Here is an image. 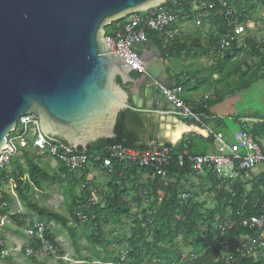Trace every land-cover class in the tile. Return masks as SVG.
Listing matches in <instances>:
<instances>
[{
  "label": "trees",
  "instance_id": "16d2710c",
  "mask_svg": "<svg viewBox=\"0 0 264 264\" xmlns=\"http://www.w3.org/2000/svg\"><path fill=\"white\" fill-rule=\"evenodd\" d=\"M169 1L166 5L171 11L183 10L190 13L192 5L196 1L213 4L217 9L224 3L235 11L237 22L245 25L253 20L249 11L264 8V0H179L177 3ZM197 16V14H192L191 19L194 20ZM124 21H119L106 28V36L112 37L116 26ZM202 23V28L197 29V36L204 31L205 25L208 24L211 32L207 34L209 42L207 53L213 52L215 54L218 52L219 36L226 31L227 22L223 21V18L211 14L209 17L204 18ZM147 38L156 44L165 60H167V55H171L172 51H176V56L181 57L185 51H190V48H198V52L194 55L195 58H198V53L202 51L198 40L192 42L191 38H177L169 44H163L157 34L152 32L147 33ZM233 52L236 55L243 53L246 60L233 61L228 53L217 62L216 66L205 72L211 73V76H207L203 84H195L194 86L196 88L193 91H199L203 86L207 87L208 92L212 91L213 93L211 98L201 104H196L195 102L187 103L184 99L185 93L183 96V100L191 107L192 113L201 118L202 123L205 125L211 123L217 129H221L224 125V119L215 115L213 109L227 95L234 93L233 91L228 92V90L234 85H238V91L244 90L254 81L263 78L260 74L264 72V41L259 42L254 38L247 41L245 46L240 49L234 46ZM249 61L253 62L252 65L248 64ZM201 73V70L192 72V76H189L186 81L181 80L179 75L175 76V78H171L172 86H181L185 92L188 84L196 80ZM132 77L137 79L139 74L133 73ZM236 78L238 82H232ZM118 83L121 84L119 79ZM123 88L128 92L126 86H123ZM130 105L133 106L131 97ZM179 119L182 122L185 121L184 124L187 126L195 123L193 120V122L188 120L190 118L183 119L179 117ZM239 119L235 120L238 121ZM245 131L250 132L256 139H264V123L254 125L252 129ZM157 133V126L151 115L126 110L118 116L115 138L99 140L88 146V149L96 152L106 147L120 146L125 149L144 150L149 144L156 143L172 147L175 154L188 152L191 156H205L214 151L213 137L206 139L189 134L184 136L177 144L172 145L171 143H161L157 139ZM80 151L82 150L80 149ZM30 154L32 155V153ZM31 155L23 151L21 154L22 160L16 157L11 162V182L14 184L18 198L39 217L41 222L46 224L55 223L66 231L77 252L80 248L78 241L80 239L79 230L81 229L87 242L93 247L96 259L103 263L179 264L182 255L187 254L196 257L193 264H264V260L254 261L238 250L237 238L240 235L248 234L249 231L236 225L232 230H226L222 234L216 228L217 217H230L232 221L238 222L241 220L237 216L238 212L244 216H257L260 214L261 206L264 204L262 191L264 174L256 177L248 185L239 184L238 187H232L226 192V190L218 189L217 177L206 167L205 175L199 177L198 187L202 189V195L211 193L216 199L215 208L206 209L205 202H200L198 195H191L184 190L191 180L189 177L192 171L190 164H187L184 168H178V165L174 164L169 170L167 183L163 182L157 172L152 169L117 167L111 175V182L107 185L103 200L88 209L96 216V220L92 222L91 226H98L96 231L90 232V227L82 225L77 217L79 212L86 211V206L89 205L91 198L93 186L86 182L89 171L83 170L80 174H74L63 169L64 177L51 175L49 171L38 167ZM21 161L24 162V166H22ZM144 177L147 179L146 183L143 182ZM118 181L121 185L117 184ZM50 182H58L65 188L64 202L67 216L47 208H41L31 202L29 198L31 189L41 190L43 184ZM247 186H250L249 191ZM206 187H208V190L205 192L203 190ZM143 192H147L148 197H151L153 201L149 204L144 203L138 195V193ZM181 192H185L190 196L188 201L182 202L179 200ZM132 195H136V197L134 196L131 199ZM4 198L7 201L6 197ZM135 204L140 207L137 213L132 212ZM145 207L148 208L145 209ZM4 211L0 210L1 217L5 215ZM13 218L18 221L17 216ZM23 224L24 222H20L21 226ZM107 226L115 227L114 229L127 226L130 229V235L122 232L123 235L117 242L120 247L125 245L132 249L131 252H127L125 262L120 261L121 252L115 255L113 252L108 251V248L113 245L112 233L114 229L110 233L111 236L106 237L104 228ZM46 235H51L50 230ZM215 238H218V241ZM32 248L35 253L40 249L34 241ZM183 249L191 250L184 251ZM85 260L88 259L84 257Z\"/></svg>",
  "mask_w": 264,
  "mask_h": 264
},
{
  "label": "water",
  "instance_id": "95a60500",
  "mask_svg": "<svg viewBox=\"0 0 264 264\" xmlns=\"http://www.w3.org/2000/svg\"><path fill=\"white\" fill-rule=\"evenodd\" d=\"M168 1L0 0V153L5 138L28 115L39 118L44 135L77 152L114 139L123 111L172 114L156 85L172 84L164 67L150 62V57L159 61L157 47L152 45V56L142 51L149 41L133 49L145 67L142 74L112 52L105 31ZM127 85L138 92L131 97L133 106Z\"/></svg>",
  "mask_w": 264,
  "mask_h": 264
},
{
  "label": "built area",
  "instance_id": "2783aa9c",
  "mask_svg": "<svg viewBox=\"0 0 264 264\" xmlns=\"http://www.w3.org/2000/svg\"><path fill=\"white\" fill-rule=\"evenodd\" d=\"M178 1L170 0L169 2L177 3ZM166 4L154 10L136 14L117 25L113 36L106 38L112 52L120 53L126 61L132 62L137 70L145 74V67L133 49L137 44L149 41L148 32L157 34L163 44H169L177 38L185 37L192 32L191 29L202 28L203 19L214 14L227 22V29L219 36L218 52L214 54L213 62L207 67L216 66L217 62L228 53L233 61L246 60L243 53L236 55L233 49L234 46H237L238 49L245 46L247 41L254 39L253 34L250 33L247 24L237 22L235 11L226 4L222 3L221 7L217 9L213 4L196 1L192 5L191 13L183 10L171 11ZM192 14H197V18L192 20ZM156 85L167 103L179 111L182 116L190 118L200 126V130L204 131L206 139L214 138L213 152L205 156H191L188 152L175 154L172 147L156 143L149 144L144 150L125 149L118 146L107 147L96 152L89 149L75 152L61 142L44 135L39 118L35 115H28L22 117L16 129L5 138L7 145L0 153V185L11 181V162L23 151L32 153L34 163L49 171L51 175L64 177L63 169L74 174L88 170L86 182L93 186V190L86 211L79 212L77 217L81 224L88 225L89 231L92 232L96 231L98 226H91L92 222L96 220V216L88 209L103 200L107 185L111 182V175L117 167L152 169L165 183L168 182V173L174 164H177L178 168H184L190 164L192 168L189 174L190 179H199V177L204 176L207 167L217 177L218 189L226 190V192L232 187H238L239 184L248 185L256 177L264 174V171L258 175L253 174L257 167L264 165V139H256L250 132L245 131L249 129L243 125L244 123L238 127L230 139L222 132L208 129L202 123L201 118L194 115L191 107L183 100L185 92L181 86L167 88L159 83ZM212 95V93L205 95L196 100L195 103L201 104L211 98ZM117 184L121 185L119 181ZM247 190H250V186H247ZM262 191L264 194V186ZM138 195L146 204L153 201L151 197H148L147 192L138 193ZM132 196L136 197V195ZM189 198L190 196L185 192H181L179 195V200L182 202L188 201ZM0 202V210L8 207L1 192ZM138 208L135 204L132 212L137 213L140 210V208L137 210ZM237 216L241 218L238 222L232 221L230 217H217V230L223 234L226 230H232L233 227L239 225L244 230L249 231L248 234L240 235L237 238L238 250L254 261L264 260V204L261 206L259 216L243 217L240 216L239 212ZM1 219L0 217V221ZM49 226H56V224L36 221L33 227L25 231V236L10 238L4 233L0 234V260H7L16 255L37 258L38 253L54 254L58 239L54 233L50 236L46 235ZM123 230H127V226L114 229L112 233L114 238L112 246L119 248L122 253L121 262L127 260L126 254L132 250L125 245L124 248L120 247L117 243L121 239ZM28 239L37 242L40 248L37 253L31 246L33 242L27 241ZM215 240L218 241V238ZM195 260V256L183 254L179 264H193Z\"/></svg>",
  "mask_w": 264,
  "mask_h": 264
},
{
  "label": "rangeland",
  "instance_id": "374dc122",
  "mask_svg": "<svg viewBox=\"0 0 264 264\" xmlns=\"http://www.w3.org/2000/svg\"><path fill=\"white\" fill-rule=\"evenodd\" d=\"M249 13L253 18V20L247 23L250 33L253 34L255 40H258L259 42L264 41V8H256L255 11H249ZM191 30L194 32L197 31L193 29ZM252 63V61L248 62L250 65H252ZM199 64L201 66V63ZM199 70L201 69L198 67L196 71ZM260 75L263 76L262 79L254 81L244 90L238 91V85H234L232 88H230L228 92L233 91L234 93L227 95L223 101L213 109V113L224 120L227 119V124H231L230 120L237 118L264 120V72H262ZM232 82L236 83L238 82V79L236 78ZM198 97L199 94H197V98ZM151 116L157 126V139L161 143L172 142L175 144V141L171 139L173 138L176 140L174 136L172 137V134L174 135L177 132V127L182 123V121L173 117L172 122H166L164 119H162V116ZM18 157L21 159V155H18ZM21 164L24 166L23 161H21ZM263 171L264 165H261L253 171V174L257 175ZM146 181L147 179L144 177L143 182L146 183ZM198 186L199 179H191L188 185L185 186L184 190L188 191L191 195H198L199 201L205 202L206 209H214L216 206L215 196L211 193L202 195V189H200ZM207 190L208 187H206L203 191L206 192ZM64 191L65 188L62 187L58 182H50L43 184L41 190L32 188L29 193V198L31 202L37 204L41 208H47L63 216H67L64 202ZM0 192L4 197H6V202L8 204V207L3 209L5 210V215L1 217L2 219L0 221V229L3 230L6 236H10V238L25 236L27 226L26 221H40L39 217L20 201L13 182L10 181L6 184L0 185ZM132 198L134 197L132 196L131 199ZM139 208L137 210H139ZM14 216L18 217V221L13 218ZM20 222H24L23 226L20 225ZM114 228L115 227L112 226L105 227V236L110 237V233ZM50 233H54V235L58 238L57 249L54 254L38 253L37 258L16 255L15 257H11L7 260H0V264H110L100 262L96 259L93 247L87 242L86 236L82 233L81 229L79 230L80 239L78 241V245L80 246L79 252H77V250L73 247L68 233L60 226H53L50 229ZM183 250L185 251L191 249ZM108 251L111 253L113 252L115 255L120 252L119 248L113 246H110ZM103 256L104 255L102 254V257ZM84 257L88 260L84 261Z\"/></svg>",
  "mask_w": 264,
  "mask_h": 264
},
{
  "label": "crops",
  "instance_id": "0c3cea01",
  "mask_svg": "<svg viewBox=\"0 0 264 264\" xmlns=\"http://www.w3.org/2000/svg\"><path fill=\"white\" fill-rule=\"evenodd\" d=\"M192 32H194V31H192ZM192 32L187 34L185 36V38H187V39L191 38L192 42H194L195 40L196 41L198 40V42L201 46V50H202V51H200V53H198L199 54V55H197L198 58H195L196 56H194L196 54V52H198V48H195V49L190 48V51L189 50L185 51L181 57H177L176 51H172L171 55H169V56L167 55V60H165V58L162 56L160 49L156 46V44L153 41H150V40H149L148 44L145 45L142 49V51L145 52L146 54H148V56H152V54H155V51L152 49V45L157 47V49L160 53L159 61H156V59L154 57H150V62L156 69H160V68L164 67L165 72H166V78H168V80L171 83H172L171 78H173V77L175 78V76L179 75V76H181L182 80L186 81V80H188L189 76L190 77L192 76V72H195L198 67L201 69V72H202L201 75L197 76V79L194 80L192 83H189L185 89L184 99L186 100L187 103H193L194 101L198 100V98L201 99V98H203V96L209 94L208 89L205 86H203L201 89H199V91H193V89L196 88V87L194 88L195 84L201 85V84H203V82H204L205 78H207V76H211V73H209V72L205 73V72L210 70L211 67L208 68L207 65H209L210 63L213 62V57H214L213 52H211L213 54L207 53L208 47H209V42L207 40V36H208L207 34L211 32V29H209V25L206 24L204 31H202V33L199 34L198 36L196 34L197 31H195L194 33H192ZM172 57H174V58H172ZM199 63H201V66ZM183 69H185V70H183ZM162 77L165 78L163 74H162ZM211 93H212V91H211ZM197 94H199L198 98H197ZM164 106H165V110L167 112H172V114L162 116V119H164L166 122H168V121L172 122L173 117L178 118V119H179V117H181L183 119H187L184 116H182L179 111L175 110L166 101H164ZM188 120L192 121L191 119H188ZM230 121H231V124H227L228 120L227 119L224 120V125L221 127V129L215 128V126L211 123L206 125V127L208 129L214 130L216 132H222L227 138L230 139L233 136L234 132L238 129V127L240 125H242L243 123H244L243 125L247 129H252L254 125L264 123L263 119L259 120V119H249V118L239 119L238 121H236L235 119H232ZM184 122H182L181 124L178 125L176 131H178L181 128H190V129L183 132L181 134V136L176 140H174L170 136V138L173 141H175V144H177V142H179L184 136H187L189 134L198 135V136L205 138V133H204V131L200 130V126H198L195 123H194V125L187 126L186 124H184ZM172 137H173V134H172ZM166 143H171L172 145H175L172 142H166ZM2 233H4V232H3V230L0 229V234H2Z\"/></svg>",
  "mask_w": 264,
  "mask_h": 264
},
{
  "label": "bare ground",
  "instance_id": "6f19581e",
  "mask_svg": "<svg viewBox=\"0 0 264 264\" xmlns=\"http://www.w3.org/2000/svg\"><path fill=\"white\" fill-rule=\"evenodd\" d=\"M135 15H133V17H134ZM132 17V16H131ZM128 19V18H127ZM126 20V19H125ZM190 128H187V129H185V128H181V129H179L173 136L175 137V139H178L180 136H181V134L183 133V132H185V131H187V130H189ZM29 155H31L28 151H26ZM32 157H34V155H31ZM1 210H3V209H1ZM261 213V212H260ZM260 215V214H259ZM259 215H257V216H259ZM240 216H243L244 217V215H242V214H240ZM1 217V216H0ZM246 217H248V216H246ZM40 223H42L41 221H39ZM26 223H27V226H26V230L28 229V228H31V227H33L34 226V224H35V222H27L26 221ZM53 226H49V230L52 228ZM48 232V231H47ZM46 232V233H47ZM124 232H126V234H129V232H130V229L129 228H127V230H123V233ZM123 233H122V235H123ZM130 235V234H129ZM58 239V238H57ZM27 241H30L31 243L34 241L33 239H28ZM35 242V241H34ZM37 243V242H36ZM32 246V245H31Z\"/></svg>",
  "mask_w": 264,
  "mask_h": 264
},
{
  "label": "flooded vegetation",
  "instance_id": "af4514ba",
  "mask_svg": "<svg viewBox=\"0 0 264 264\" xmlns=\"http://www.w3.org/2000/svg\"><path fill=\"white\" fill-rule=\"evenodd\" d=\"M126 88L128 89L129 95H131L130 97L135 96V95L138 94L137 89H135V87H133V86H129V87L126 86Z\"/></svg>",
  "mask_w": 264,
  "mask_h": 264
},
{
  "label": "clouds",
  "instance_id": "9594fccd",
  "mask_svg": "<svg viewBox=\"0 0 264 264\" xmlns=\"http://www.w3.org/2000/svg\"><path fill=\"white\" fill-rule=\"evenodd\" d=\"M172 84V83H171Z\"/></svg>",
  "mask_w": 264,
  "mask_h": 264
}]
</instances>
